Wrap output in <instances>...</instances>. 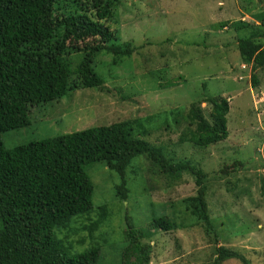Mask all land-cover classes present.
Here are the masks:
<instances>
[{"label": "rangeland", "instance_id": "374dc122", "mask_svg": "<svg viewBox=\"0 0 264 264\" xmlns=\"http://www.w3.org/2000/svg\"><path fill=\"white\" fill-rule=\"evenodd\" d=\"M259 14L264 19V0H120L105 24L120 46L135 45L136 51L120 58L98 54L92 67L102 79L101 89L78 90L58 102L31 109L30 126L2 134V144L12 148L142 119L141 127L132 132L134 138L162 146L172 160H189L207 174L206 201L210 218L217 224L219 245L240 253L252 251L258 260L256 255L263 253L264 264V71L256 72L258 84L252 85L251 70L241 63L235 48L249 31L232 26L239 21L253 25ZM69 60L74 69L81 54ZM205 97L227 100L229 135L199 147L181 137L192 128L185 118L191 104ZM198 105L207 118L211 107ZM85 171L94 187L93 211L71 218L67 231H55L70 254L98 247L96 264H120L128 218L135 229L151 234L143 242L151 246L149 264H206L212 260L216 241L190 216H186V225L192 224L176 231L149 227L159 217L177 222V203L197 190L192 175L173 178L154 173L143 157L133 158L126 172L131 193L122 202L114 190L119 178L104 163ZM101 207L106 214L99 229L87 233ZM224 264L240 263L229 260Z\"/></svg>", "mask_w": 264, "mask_h": 264}, {"label": "trees", "instance_id": "16d2710c", "mask_svg": "<svg viewBox=\"0 0 264 264\" xmlns=\"http://www.w3.org/2000/svg\"><path fill=\"white\" fill-rule=\"evenodd\" d=\"M119 4L120 0H0V264H96L98 247L70 254L55 231H67L71 218L93 211L94 187L86 167L104 163L114 172L119 178L115 196L123 202L131 193L126 172L136 157L148 161L154 173L173 178L192 175L197 187L194 196L177 203V224L159 217L151 221L150 229L176 231L197 222L216 241L213 258L206 264L229 260L252 264L245 253L253 264H262L263 253L256 255L261 258L258 260L252 251L242 250L244 256L236 248L219 245L217 224L210 218L206 201L207 174L189 160H172L162 146L134 138L132 132L141 127L142 119L12 148L2 144V134L30 126L31 109L58 102L71 92L101 89L102 79L92 67L98 54L120 58L136 51L135 45L120 46L114 31L105 24ZM255 17L253 25L243 21L232 24L235 30L249 31L237 40L235 48L241 63L251 70L254 86L258 84L256 72L264 71V19L262 14ZM74 54H81V60L72 69L69 59ZM200 102L191 104L185 118L192 128L181 140L207 147L227 139V100L202 99L201 103L211 107L207 118ZM173 110L170 113L174 114ZM105 214L106 208L101 207L98 220L86 232L99 229ZM187 215L193 220L188 225ZM149 236L125 218L126 246L120 264H149L151 246L143 243Z\"/></svg>", "mask_w": 264, "mask_h": 264}]
</instances>
